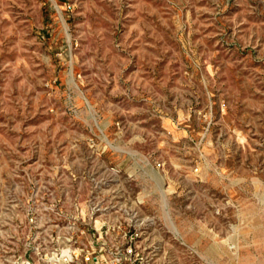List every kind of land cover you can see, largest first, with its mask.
<instances>
[{"label": "rangeland", "instance_id": "rangeland-1", "mask_svg": "<svg viewBox=\"0 0 264 264\" xmlns=\"http://www.w3.org/2000/svg\"><path fill=\"white\" fill-rule=\"evenodd\" d=\"M0 187V264H264V0H0Z\"/></svg>", "mask_w": 264, "mask_h": 264}, {"label": "built area", "instance_id": "built-area-1", "mask_svg": "<svg viewBox=\"0 0 264 264\" xmlns=\"http://www.w3.org/2000/svg\"><path fill=\"white\" fill-rule=\"evenodd\" d=\"M100 245V256H96L93 250L85 257L87 264H128V257L132 255V249L138 238L137 234H132L130 230L122 226H103L97 230ZM104 251L107 254H102ZM54 264H75V259L70 255L57 254Z\"/></svg>", "mask_w": 264, "mask_h": 264}, {"label": "bare ground", "instance_id": "bare-ground-1", "mask_svg": "<svg viewBox=\"0 0 264 264\" xmlns=\"http://www.w3.org/2000/svg\"><path fill=\"white\" fill-rule=\"evenodd\" d=\"M1 188V187H0ZM1 190V189H0ZM68 255V254H67ZM70 256V255H69Z\"/></svg>", "mask_w": 264, "mask_h": 264}]
</instances>
